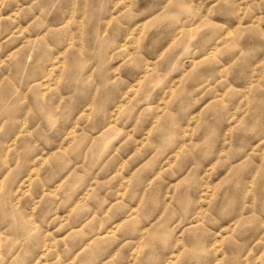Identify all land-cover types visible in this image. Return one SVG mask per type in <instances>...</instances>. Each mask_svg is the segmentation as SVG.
I'll return each instance as SVG.
<instances>
[{"label":"clouds","instance_id":"clouds-1","mask_svg":"<svg viewBox=\"0 0 264 264\" xmlns=\"http://www.w3.org/2000/svg\"><path fill=\"white\" fill-rule=\"evenodd\" d=\"M0 264H264V0H0Z\"/></svg>","mask_w":264,"mask_h":264}]
</instances>
